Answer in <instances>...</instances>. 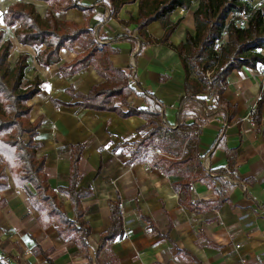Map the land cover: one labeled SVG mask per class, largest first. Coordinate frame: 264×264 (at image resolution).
Returning a JSON list of instances; mask_svg holds the SVG:
<instances>
[{"label": "crops", "instance_id": "0c3cea01", "mask_svg": "<svg viewBox=\"0 0 264 264\" xmlns=\"http://www.w3.org/2000/svg\"><path fill=\"white\" fill-rule=\"evenodd\" d=\"M16 1L19 0H0L2 18ZM20 1L33 2L42 17L49 8L43 0ZM97 1L81 2L94 6L95 14L88 24L97 28V41L113 50V65L127 74L133 70L136 80L132 86L137 93H150L160 102L166 124L175 125L183 108L186 122H198L196 160L189 165L193 174L223 168L232 174L234 180L229 175L225 177L233 184L222 200L219 192L223 185L219 181L208 183L196 178L186 195L174 184L182 176L168 175L150 161L159 150L132 161L128 149L141 137L139 128L147 118L123 117L117 111L75 105L81 99L74 94H86L104 81L93 64L73 74L60 72L61 64L86 49L88 36L84 35L73 48H62L60 62L42 67L36 59L37 51L18 41L15 30L19 24L8 26L3 19L0 28L13 42L9 60L14 63L21 53H29L26 79L39 76L43 81L41 91L29 103L33 106L31 120L43 117L35 141L40 144L38 156L46 157L45 172L55 189L69 183L71 144H85L79 163V187L91 191L82 199L91 233L87 249L81 250L74 237L62 238L58 234L56 223L41 225L39 212L31 206L25 190L10 177L9 188L0 192V264H49L43 254L33 251L36 244L43 250L52 249L49 257L54 264H264V97L258 116L252 113L264 95L260 94L262 63L256 68L234 69L223 95L229 107L225 113L204 121L205 105L200 100L184 103L188 97L179 54L163 43H150L137 54L144 40L136 23L124 21L138 17V1L126 3L112 18L110 8ZM198 3L193 0L188 9L178 8L171 15V20L178 23L170 36L171 43L185 41L188 32L195 34L194 11ZM54 14L59 20L85 23L83 11L77 7L57 9ZM102 19L105 21L101 23ZM148 33L161 38L164 29L154 21L148 25ZM125 35L131 39L114 41ZM137 93L129 96V104L145 108V98ZM206 96V106H212L213 97ZM56 101L70 105H57ZM116 104L127 110L121 99ZM61 195L66 199V203L62 201L66 211L73 217L71 201L58 192L60 199ZM116 203L123 212V216L117 215L121 220L120 234L128 228L130 238L123 239L118 234L99 250L101 236L111 227ZM192 204L196 207L191 208Z\"/></svg>", "mask_w": 264, "mask_h": 264}, {"label": "trees", "instance_id": "16d2710c", "mask_svg": "<svg viewBox=\"0 0 264 264\" xmlns=\"http://www.w3.org/2000/svg\"><path fill=\"white\" fill-rule=\"evenodd\" d=\"M43 1L49 4L44 17L38 13L33 2L19 0L7 7L4 19L8 26L19 24L15 30L18 41L37 51L36 59L42 67L60 62L62 48H73L84 35L88 36L89 45L86 49L72 61L61 64L60 72L64 75L73 74L93 64L104 81L94 85L86 94H74L75 98L81 99L75 105L97 111H117L123 117H146V123L139 128L142 131L141 137L128 149L131 160H139L147 153L159 150L150 161L168 175L182 176L181 180L174 182L179 191L187 195L196 178H203L208 183L211 180L219 181L223 185V190L219 192L223 200L222 195L233 184L225 177L229 175L232 178L227 169L207 172L200 170L193 174L189 167L196 160L198 122H186L187 116L184 117L183 108L176 124L170 126L162 120L164 113L160 102L150 93L136 92L132 86V82L136 80L133 70L127 74L122 68L115 67L110 59L113 50L97 41L96 27H89L88 22L95 14L94 6L83 4L82 0ZM135 1L139 3V15L124 23H136V30L144 40L137 54L150 43H163L173 48L179 54L185 70V91L188 98L184 103L200 100L205 105L202 112L204 121L225 113L229 105L223 95L231 72L243 66L256 68L259 63H264V10H254L249 26L239 28L234 21L226 25V19L230 13L250 8L251 0H199L194 11L195 34L188 32L186 40L175 45L169 39L178 23L171 20V15L178 8L188 9L193 0H98L97 4L108 6L112 18L117 17L123 5ZM75 7L83 11L85 23L59 20L54 14L57 9L68 10ZM103 21L105 20L102 19L101 23ZM154 21H158L164 29L161 38H154L148 33V25ZM224 29L228 31V40L216 51L214 44ZM125 39L131 38L127 35L119 36L114 41ZM43 45L44 48L41 49ZM12 47V40L0 28V192L9 188L11 177L17 187L25 190L31 206L39 212L38 220L41 225L47 227L56 223L57 232L62 238L74 237L79 249L86 250L91 226L84 218L82 199L89 196L91 191L79 187V163L85 144H71L69 183L55 189L45 172L46 157L38 156L40 144L35 141L43 117L31 120L33 106L29 103L41 91L43 81L39 76L26 79L29 53H21L11 63L9 56ZM208 72H211L210 76L207 75ZM133 93L145 98V108H135L129 104L128 98ZM206 95L213 97L212 106H206ZM263 97L264 95L257 103L255 116L259 114ZM117 99H121L123 105L127 106L126 111L116 104ZM56 104L70 105L59 101ZM58 192L65 194L71 201L73 217L69 216ZM194 206L196 204H192L191 208ZM119 213L120 203H116L112 207L111 227L101 236L99 250L107 240L122 231L121 220L117 216ZM144 218L149 221L148 217ZM120 235L122 237L123 232ZM33 251L43 254L49 264H54L49 257L52 249L43 250L40 244H36Z\"/></svg>", "mask_w": 264, "mask_h": 264}, {"label": "built area", "instance_id": "2783aa9c", "mask_svg": "<svg viewBox=\"0 0 264 264\" xmlns=\"http://www.w3.org/2000/svg\"><path fill=\"white\" fill-rule=\"evenodd\" d=\"M250 8H245L240 12L237 13H230L228 18L226 19V25L230 24L232 21L235 22L236 26L239 28H247L249 26L250 18L253 14V11L256 9L264 10V0H251L250 1ZM228 31L226 29L223 30L221 37L216 40L214 44V50H220L223 43L228 40ZM261 69V81H260V94H264V63L260 65ZM210 75V72H208ZM255 112V109L252 110V113ZM245 187V186H244ZM123 239H129L130 234L128 228H125L122 235ZM8 264H18L17 262H9Z\"/></svg>", "mask_w": 264, "mask_h": 264}, {"label": "rangeland", "instance_id": "374dc122", "mask_svg": "<svg viewBox=\"0 0 264 264\" xmlns=\"http://www.w3.org/2000/svg\"><path fill=\"white\" fill-rule=\"evenodd\" d=\"M4 18H2V16H0V22L2 23V20H3ZM4 22H6L5 21V19H4ZM207 75H208V73H207ZM210 75H211V72H210ZM210 75H208V76H210ZM61 200L64 202V203H66V199H65V197H63V195H61ZM120 214L123 216V212H122V210H121V207H120ZM6 246V245H5ZM8 257H13L12 255H10V256H8ZM18 258H19V256H18ZM13 262V261H12ZM17 262V261H16ZM18 264H21V263H19V262H17Z\"/></svg>", "mask_w": 264, "mask_h": 264}]
</instances>
